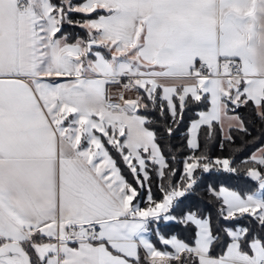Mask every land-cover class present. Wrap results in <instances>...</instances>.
<instances>
[{
    "label": "snow or ice",
    "instance_id": "6c2138e0",
    "mask_svg": "<svg viewBox=\"0 0 264 264\" xmlns=\"http://www.w3.org/2000/svg\"><path fill=\"white\" fill-rule=\"evenodd\" d=\"M249 123L264 0H0V264H264Z\"/></svg>",
    "mask_w": 264,
    "mask_h": 264
},
{
    "label": "trees",
    "instance_id": "16d2710c",
    "mask_svg": "<svg viewBox=\"0 0 264 264\" xmlns=\"http://www.w3.org/2000/svg\"><path fill=\"white\" fill-rule=\"evenodd\" d=\"M67 30L72 32L74 35L76 34H80L82 35V30L79 29V28H70L68 26H66ZM240 115L242 117H244L246 120H251V116L250 114H248L247 112L245 111H241L240 112ZM191 116V113L188 114V116L186 117V119H188L189 117ZM249 132L251 135L249 136H245L243 135L242 133L240 132H233L232 135L233 137L235 138V144L232 145L233 148L237 147V146H240V147H243L244 148V151H241V152H235L234 153V157H235V160L239 163L244 157L246 154H248V151L250 148H252V145L250 143L248 144H245L244 142L245 141H251L252 140V137H256L257 138V141H259L260 139H264V127H262L261 125H259L258 123L255 124V125H252L251 123H249ZM183 143V141L180 140L179 138V135H177L172 141H171V144L173 146V150L180 146L181 144ZM212 151H213V154H218V149L215 147V145L212 146ZM233 153H230L229 151H225L223 153V155L225 156H228V155H232Z\"/></svg>",
    "mask_w": 264,
    "mask_h": 264
},
{
    "label": "crops",
    "instance_id": "0c3cea01",
    "mask_svg": "<svg viewBox=\"0 0 264 264\" xmlns=\"http://www.w3.org/2000/svg\"><path fill=\"white\" fill-rule=\"evenodd\" d=\"M75 2H80V0H75Z\"/></svg>",
    "mask_w": 264,
    "mask_h": 264
},
{
    "label": "built area",
    "instance_id": "2783aa9c",
    "mask_svg": "<svg viewBox=\"0 0 264 264\" xmlns=\"http://www.w3.org/2000/svg\"><path fill=\"white\" fill-rule=\"evenodd\" d=\"M113 91H115V90H113Z\"/></svg>",
    "mask_w": 264,
    "mask_h": 264
}]
</instances>
